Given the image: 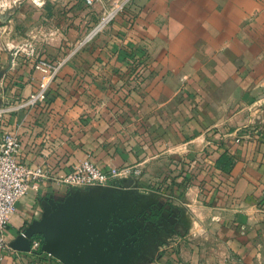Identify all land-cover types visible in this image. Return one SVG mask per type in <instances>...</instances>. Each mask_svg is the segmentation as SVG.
<instances>
[{
    "label": "crops",
    "instance_id": "obj_1",
    "mask_svg": "<svg viewBox=\"0 0 264 264\" xmlns=\"http://www.w3.org/2000/svg\"><path fill=\"white\" fill-rule=\"evenodd\" d=\"M126 9L69 57L47 102L29 108L18 106L38 73L14 49L13 23L0 26V124L19 135L18 160L46 172L17 203L0 264H66L32 243L76 217L123 229L117 260L132 264H264V0ZM137 67L143 83L132 88ZM88 157L131 173L91 190L64 183ZM85 191L96 196L86 201ZM84 204L96 208L90 216ZM152 226L173 240H147ZM138 228L142 240H131Z\"/></svg>",
    "mask_w": 264,
    "mask_h": 264
},
{
    "label": "rangeland",
    "instance_id": "obj_2",
    "mask_svg": "<svg viewBox=\"0 0 264 264\" xmlns=\"http://www.w3.org/2000/svg\"><path fill=\"white\" fill-rule=\"evenodd\" d=\"M14 1L0 0V26L8 22L11 25L13 23L15 33L10 35L9 39L15 43L14 49L20 51L19 57L22 62L32 63V69L38 73V81H40V73L34 65L39 59L46 58L54 62L62 59L68 60L111 24L118 14H125L127 10L119 8L125 0H119L114 4H110L109 0H97L93 5H87L83 0H22L21 4L18 5ZM15 17L18 19L13 21ZM108 17L110 19L106 20ZM132 76V88H141L144 78L142 70L140 71V68L137 67L134 72L132 71ZM114 184L117 185L118 183ZM108 185L110 184L84 189L91 190ZM120 187L124 188L123 186ZM85 193L87 194L86 201L96 196L91 191H85ZM85 209V216H90L91 207L86 205ZM106 215L109 217L111 213L108 211ZM93 231L97 233L91 239V244L99 243L97 245L99 250L96 255V264H132V261L117 260L118 254L121 253L122 256L124 254L125 240H129L125 237L123 229L104 225L99 229H93ZM141 233L140 228L133 230L131 240H142ZM160 233V230L152 226L149 229L147 240L158 239L169 240L170 242L173 240L170 237H162ZM154 262L155 258L147 263L153 264Z\"/></svg>",
    "mask_w": 264,
    "mask_h": 264
},
{
    "label": "built area",
    "instance_id": "obj_3",
    "mask_svg": "<svg viewBox=\"0 0 264 264\" xmlns=\"http://www.w3.org/2000/svg\"><path fill=\"white\" fill-rule=\"evenodd\" d=\"M83 1L87 5H93L97 0ZM130 2L131 0H125L119 8L121 10L126 9L125 7ZM109 19L110 17L106 20ZM127 21L134 23L135 19L133 16L128 15ZM66 61L67 59L55 62L46 58L39 59L34 65L35 69L40 73L39 84L27 100L19 104L18 108L35 107L46 103L50 87ZM21 147L19 135L15 131L8 129L4 124H0V250L8 246L6 233L10 218L16 211L17 203L29 191L38 190L42 179L46 176L42 166L32 168L18 160ZM127 173H131L130 168L123 171L115 168L104 170L91 157H88L75 164L63 182L76 188L104 186L118 179L122 174ZM184 185L188 186L189 181H185ZM41 247L42 243L39 240L33 241L32 248L34 250H38Z\"/></svg>",
    "mask_w": 264,
    "mask_h": 264
},
{
    "label": "water",
    "instance_id": "obj_4",
    "mask_svg": "<svg viewBox=\"0 0 264 264\" xmlns=\"http://www.w3.org/2000/svg\"><path fill=\"white\" fill-rule=\"evenodd\" d=\"M86 205L91 207L92 213L93 204ZM86 205L82 209L83 213L86 212ZM93 229L81 218L61 221L44 230L43 250L66 264H96L99 243L91 244V239L97 233Z\"/></svg>",
    "mask_w": 264,
    "mask_h": 264
},
{
    "label": "trees",
    "instance_id": "obj_5",
    "mask_svg": "<svg viewBox=\"0 0 264 264\" xmlns=\"http://www.w3.org/2000/svg\"><path fill=\"white\" fill-rule=\"evenodd\" d=\"M185 181H186V180H185ZM185 181H183V185H184V182H185ZM184 187H186V186L184 185Z\"/></svg>",
    "mask_w": 264,
    "mask_h": 264
}]
</instances>
